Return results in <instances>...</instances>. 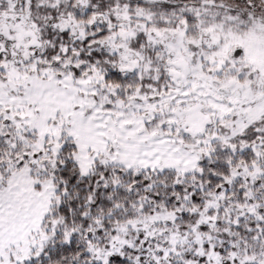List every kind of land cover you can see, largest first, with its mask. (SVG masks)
Instances as JSON below:
<instances>
[{
    "label": "snow or ice",
    "instance_id": "obj_1",
    "mask_svg": "<svg viewBox=\"0 0 264 264\" xmlns=\"http://www.w3.org/2000/svg\"><path fill=\"white\" fill-rule=\"evenodd\" d=\"M0 264H264V0H0Z\"/></svg>",
    "mask_w": 264,
    "mask_h": 264
}]
</instances>
